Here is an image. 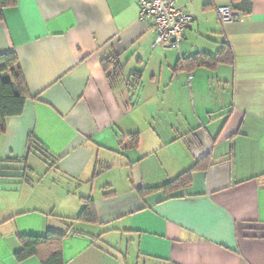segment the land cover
<instances>
[{
  "label": "crops",
  "instance_id": "crops-1",
  "mask_svg": "<svg viewBox=\"0 0 264 264\" xmlns=\"http://www.w3.org/2000/svg\"><path fill=\"white\" fill-rule=\"evenodd\" d=\"M174 1L192 16L177 49L151 47L138 0L2 10L0 53L30 97L0 134V264H42L15 259L18 235L67 230L64 264H264V0ZM222 43L231 63L176 68ZM191 167L183 187L144 191ZM82 197L97 223L72 219Z\"/></svg>",
  "mask_w": 264,
  "mask_h": 264
},
{
  "label": "trees",
  "instance_id": "trees-1",
  "mask_svg": "<svg viewBox=\"0 0 264 264\" xmlns=\"http://www.w3.org/2000/svg\"><path fill=\"white\" fill-rule=\"evenodd\" d=\"M15 2L16 0H0V19H2V10L5 7L14 5ZM228 7L233 13L232 6L229 5ZM232 61L233 54L229 45L227 43H222L216 54L207 55L204 53H197L189 57H183L178 61L176 68L185 67L190 69L195 65L212 67L217 63H231ZM103 65L105 69L114 72L118 68L119 63L117 62V58L113 57L112 60L109 58H106L105 61L103 60ZM132 75L133 78L130 85H137L140 74L133 73ZM29 97L30 93L25 84L15 52L11 50L0 53V134L4 132L5 119L9 116L19 115L23 111L26 99ZM130 139L131 144L135 146L137 144V136L131 135ZM32 148L44 149L33 136L29 135L27 138L28 152ZM21 160L24 162L25 158H21ZM193 169H195V167L181 172L173 179L159 186L145 187L144 191L150 192L157 189L166 191L181 188L185 185L187 180H189V174ZM72 219L85 223H97L93 200L88 197H82V208ZM67 231H48L43 235L19 234L20 249L14 253L15 259L20 261L32 255H36L40 258L42 264H64L61 240L67 234ZM43 244L45 245L44 249L41 247Z\"/></svg>",
  "mask_w": 264,
  "mask_h": 264
},
{
  "label": "built area",
  "instance_id": "built-area-1",
  "mask_svg": "<svg viewBox=\"0 0 264 264\" xmlns=\"http://www.w3.org/2000/svg\"><path fill=\"white\" fill-rule=\"evenodd\" d=\"M220 19L233 20L234 14L228 6L218 7ZM138 17L150 23L154 38L151 47L177 49L192 16L175 5L174 0H138Z\"/></svg>",
  "mask_w": 264,
  "mask_h": 264
},
{
  "label": "rangeland",
  "instance_id": "rangeland-1",
  "mask_svg": "<svg viewBox=\"0 0 264 264\" xmlns=\"http://www.w3.org/2000/svg\"><path fill=\"white\" fill-rule=\"evenodd\" d=\"M33 158H36L38 161L41 160L40 158L37 157V155H31V156H30V161H32ZM40 162H41V161H40ZM44 170H45V169H40V168L38 169V168H37L36 176H37V175H38V176H37L36 178H34L35 181H37V178H39V177L42 176V172H43ZM0 171H3V169H0ZM48 178H52V175H48ZM47 181H48V179H45V180L43 181V187H44L46 184L48 185V182H47ZM1 194L3 195V192H2ZM18 194H22V193H19V192L17 193V192H15L14 195H13V197L16 196V198H18V197H17ZM3 205H4L3 202L0 201V208H1Z\"/></svg>",
  "mask_w": 264,
  "mask_h": 264
}]
</instances>
